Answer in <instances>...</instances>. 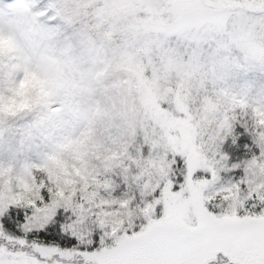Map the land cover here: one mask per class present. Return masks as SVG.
Wrapping results in <instances>:
<instances>
[{
	"label": "snow or ice",
	"instance_id": "snow-or-ice-1",
	"mask_svg": "<svg viewBox=\"0 0 264 264\" xmlns=\"http://www.w3.org/2000/svg\"><path fill=\"white\" fill-rule=\"evenodd\" d=\"M76 2L87 6L110 0ZM162 2L174 7L179 16L178 21H170L172 29L164 34L162 44L191 32L204 42H215L218 52L231 51L235 45L245 62L264 70V0ZM57 5L48 6L55 12L48 16V9L33 11L25 4H9L6 10L0 9V35L7 30L14 36L18 28L32 27L42 17L55 20L60 17ZM245 34L258 37L259 45L249 46L236 38ZM22 61L23 54L17 59ZM7 70L0 60V82ZM23 78L22 71L16 74L17 83ZM209 83L201 81L205 95L200 102L214 105L215 110L202 112L207 130L195 141L200 153L196 158L181 150L179 143H169L159 125H154L142 138L137 156L117 153L94 174V183L91 177L86 185L79 176L73 177V191L53 183L42 163L26 165L32 172L29 183L35 182L32 194L15 199L22 189L13 186L10 195H0V264H214L218 254L227 258V264H264V106L217 89L214 80L209 92ZM160 108L184 118L169 102H161ZM59 111L60 102L54 99L50 112ZM249 111L252 127L244 131L258 154L243 165L229 166L225 146L239 114ZM4 120L5 113L0 111V138L8 131ZM171 134L180 135L179 131ZM231 143H237L234 137ZM241 168L239 179L222 181L221 173ZM116 177L126 188L121 197L113 195L119 186ZM4 179L5 169L0 167V191ZM66 214L68 222H64ZM17 218L23 220L24 236L13 235L5 227ZM33 232H59L71 240L61 247L27 239Z\"/></svg>",
	"mask_w": 264,
	"mask_h": 264
},
{
	"label": "rangeland",
	"instance_id": "rangeland-1",
	"mask_svg": "<svg viewBox=\"0 0 264 264\" xmlns=\"http://www.w3.org/2000/svg\"><path fill=\"white\" fill-rule=\"evenodd\" d=\"M13 3L33 11L57 3L61 18L42 17L32 27L18 28L14 36L7 30L0 35V60L8 68L0 82V111L5 113L8 129L0 138V167L5 169L2 196L10 195L13 186L22 189L15 199L32 194L35 182L29 183L32 172L26 168L32 163H42L53 183L66 191L75 190V176L85 185L88 177L94 183V174L117 153L137 156L142 138L154 125H159L169 143H179L181 150L198 157L195 141L207 130L202 112L215 110L214 105L200 102L205 95L202 80L210 81L209 92L214 80L217 89L264 106V70L245 62L235 45L231 51L218 52L215 42H204L191 32L161 43L172 29L170 21L179 20L174 7L162 0H110L87 6L76 0H0V9ZM85 8L89 12L84 21H93L94 30L101 29L105 40L93 37L85 24L79 36L68 29L67 10L74 13ZM53 15L54 10L48 9V16ZM236 38L249 46L260 42L247 34ZM21 54L23 61L17 62ZM20 71L24 78L17 83ZM54 99L60 102L57 114L50 112ZM161 102H169L184 118L162 111ZM239 115L233 133L237 143L232 144L229 137L225 146L229 166L243 165L259 151L244 131L252 127L251 112ZM176 131L179 137L171 134ZM242 175V168L221 173L223 182ZM115 179L119 186L113 195L121 197L126 188L119 177ZM64 222H68L67 214ZM22 223L21 218L12 219L5 227L13 235L24 236ZM62 236L64 241L71 240ZM27 239L33 240L29 235ZM220 261L227 264L223 254L214 264Z\"/></svg>",
	"mask_w": 264,
	"mask_h": 264
},
{
	"label": "trees",
	"instance_id": "trees-1",
	"mask_svg": "<svg viewBox=\"0 0 264 264\" xmlns=\"http://www.w3.org/2000/svg\"><path fill=\"white\" fill-rule=\"evenodd\" d=\"M70 5L68 7H70ZM87 12H89V10H87L86 8L81 9V10L74 12V13H69L67 10L69 19L66 20V25H67L68 29L70 30L71 33H73V35L79 36V33L83 32L82 24H85L87 32L92 34L93 37H97L99 39L102 38V40H105V38H103V36H102L101 29L94 30V27L92 26L93 21L90 20L89 23H86L84 21L85 15ZM70 17H72L73 19H71ZM94 22H95V20H94ZM15 116L16 115H14V117ZM28 235L31 239H36L39 242L53 243V244H59V245L65 246V241L63 239L62 233H59V232H57L55 234L49 233L48 235H45L44 233L33 232V233L28 234Z\"/></svg>",
	"mask_w": 264,
	"mask_h": 264
},
{
	"label": "flooded vegetation",
	"instance_id": "flooded-vegetation-1",
	"mask_svg": "<svg viewBox=\"0 0 264 264\" xmlns=\"http://www.w3.org/2000/svg\"><path fill=\"white\" fill-rule=\"evenodd\" d=\"M219 264V263H218Z\"/></svg>",
	"mask_w": 264,
	"mask_h": 264
}]
</instances>
